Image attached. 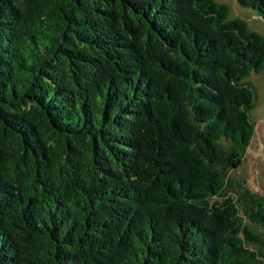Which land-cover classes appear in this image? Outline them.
Wrapping results in <instances>:
<instances>
[{
  "label": "trees",
  "instance_id": "obj_1",
  "mask_svg": "<svg viewBox=\"0 0 264 264\" xmlns=\"http://www.w3.org/2000/svg\"><path fill=\"white\" fill-rule=\"evenodd\" d=\"M229 16L0 0V264H264V197L230 177L264 36Z\"/></svg>",
  "mask_w": 264,
  "mask_h": 264
},
{
  "label": "rangeland",
  "instance_id": "obj_2",
  "mask_svg": "<svg viewBox=\"0 0 264 264\" xmlns=\"http://www.w3.org/2000/svg\"><path fill=\"white\" fill-rule=\"evenodd\" d=\"M216 2L229 7L230 19L240 18L251 31L264 36V19L257 10L239 6L236 0ZM245 80L251 83L257 95V102L250 110V118L255 125L254 134L245 149L241 164L231 172L230 177L238 181L244 180L249 190L264 197V72L252 73Z\"/></svg>",
  "mask_w": 264,
  "mask_h": 264
}]
</instances>
